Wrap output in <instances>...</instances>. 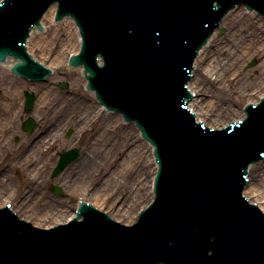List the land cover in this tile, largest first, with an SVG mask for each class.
<instances>
[{
    "label": "water",
    "instance_id": "95a60500",
    "mask_svg": "<svg viewBox=\"0 0 264 264\" xmlns=\"http://www.w3.org/2000/svg\"><path fill=\"white\" fill-rule=\"evenodd\" d=\"M54 1L58 17L76 18L83 38L71 62L83 63L101 102L134 120L156 147L155 202L130 228L88 204L83 221L49 231L0 209V264H264V212L241 194L247 166L264 156V102L244 126L221 131L196 124L187 108L198 50L231 8L244 3L264 14V0H5L0 61L18 56L15 71L46 75L24 41ZM33 100L26 94V109ZM242 129L254 132L235 135ZM77 156L67 151L53 174Z\"/></svg>",
    "mask_w": 264,
    "mask_h": 264
},
{
    "label": "bare ground",
    "instance_id": "6f19581e",
    "mask_svg": "<svg viewBox=\"0 0 264 264\" xmlns=\"http://www.w3.org/2000/svg\"><path fill=\"white\" fill-rule=\"evenodd\" d=\"M235 11H237L238 17H240L242 16V12H245V8L241 7L239 9H235ZM54 13L55 5H52L41 20L42 25H44L45 28L51 24L55 25L56 29L53 31L52 35L47 39L45 38L44 34H40L41 36L39 39L36 42L31 43L33 35L36 31L34 30L27 42V51L34 53L35 50H40L38 59H40V62L44 63L46 66H51L52 69H56L57 67L67 63L69 55L75 54L80 46V37L73 21L70 19H64L61 22L53 24ZM46 20L48 21V25H46ZM223 21L221 22L219 28H221ZM60 33L64 35V39L62 40H60L58 35ZM239 33V37L233 39ZM56 42H61V48L55 53L52 46ZM209 47L210 46L203 47L194 62L196 69L201 67L203 64L205 81L200 85L194 86L192 77L188 84V87L192 89V92L195 94L194 98L190 101L189 106L190 108H193L196 119H203L201 115L204 114L203 112L206 110L205 106L203 107V100H205L207 96L215 99L207 103L208 108H214L216 112L221 111V105H223L221 102L226 100L224 85L225 80L228 81V79L231 78L229 90L235 91L236 85H234V81L239 77V73L237 72L239 71L237 70L238 67L249 57L264 52V19L255 15L254 12L248 13L246 18H242L238 24H236L233 30L230 31V33L215 42L213 50L216 48L218 50L222 49L226 51V57L224 61L215 57H210V53L213 50H208ZM12 62L13 61L9 59L8 64L6 62L1 64V66L3 65L4 67L8 68ZM47 79L40 83H31L28 85V88L31 89L30 91H32L33 88L39 89V86L47 81ZM81 79L83 78L78 75L73 77L71 81H73L75 84H79ZM83 83H85L84 79ZM263 84L264 83L256 84L254 93L264 89ZM212 87H214V89H212ZM41 88L40 90L42 91H40L37 95L33 104V110L31 112V114L38 121L39 124H37V126L40 125L41 132H39L35 138L30 140L29 145L26 147V151L19 157L21 164L27 166V170L29 171L31 169H34L35 171L37 170V160H33V154L44 148H51L54 142L58 139L61 129L67 125L75 128L79 127V123L83 121L85 123L87 122L88 124L96 123L98 118L101 116V112L103 111V108L96 102L91 104V102H88V100L86 102L84 99L79 100L69 95H63V92H60L55 87L42 86ZM89 95L92 96V92H90ZM12 96H16L15 93H13ZM12 96L9 97L8 102L4 103V109L5 111L6 109H12V111L9 112L8 118L15 119L20 114V103L23 102V98H16ZM16 102H18V104H16ZM71 116L72 119L69 123H67L69 117ZM117 120H121L120 114L107 112L103 119V121L106 123L107 130L116 128V126H118ZM1 121L2 120H0V122ZM2 125L3 124L0 123V127ZM208 125L210 124L208 123ZM132 127L134 126L131 123L124 126L127 134L123 142L126 144L125 148H128L126 150L122 148V146L114 148L113 157L108 160L105 156V152L111 150V145L114 142L113 138H100L103 135L102 132L99 134L100 137L94 134L95 136L91 138V145L81 155H79L78 158L68 168H65L59 173V182L66 185L65 187L73 186L77 189V191L87 188L92 179H94L92 174L93 168L97 164L105 163L108 165V162L110 163L116 160L117 155H120L121 159L117 161L116 167L111 170L105 180L102 181V184L92 190L91 195L94 196V198L93 203L91 204H95L96 207H99L97 204L101 202L102 197H109V195H112L113 201H117L118 195L117 193H114L117 190L115 184L118 182L120 183V181L127 177L131 171L135 170L134 179L129 181V183L131 182V184H129L130 187L127 195L129 197L127 200H122L120 202L117 201L122 212L130 213V200H139V203H141L140 199L146 198L147 188L149 189V187H151L152 177L156 171V168H154L153 175L151 176L148 174L149 166L154 164L153 155L151 153L152 147L149 145V143L139 138L140 136L138 130L136 131V137L130 136L131 133L134 134ZM144 170V177L140 178V175ZM262 176L263 177L261 180H259L256 184L249 181L247 186L244 188L243 193L247 194L248 196L255 197V201L257 204H259L264 212V195L260 193V183L264 182V174ZM32 178H35V174H32ZM7 181L9 182V180ZM7 181L2 179L0 180L1 189L5 188ZM33 186L36 187V183ZM34 187L32 191L31 189H28L30 191L26 192V195L23 194L24 192L21 193V197L23 200L29 199V202L33 205L41 206L40 199L38 195H36V190ZM247 191H249V193H247ZM14 194L15 193H13L10 198H6L11 199L14 197ZM81 199H83V197H81ZM6 201L7 200L4 202ZM4 202L0 201V205H4ZM44 207L50 211V215L55 219V222H65L75 215L74 209L72 206H70V204L67 206L63 203H59L58 205H51L50 203H47L44 205ZM126 207H128V209H126ZM99 208L101 209V207ZM137 208H135V210ZM13 210L17 214L20 213L18 211V205L16 208H13ZM131 211L133 213L131 212V215L128 214V217L130 219L134 217L136 218L137 211L134 212L132 209ZM20 217L27 218L28 221L32 222L30 215L29 218L20 213ZM43 219L44 218L39 217L32 223L33 225H42L48 223L47 220Z\"/></svg>",
    "mask_w": 264,
    "mask_h": 264
},
{
    "label": "rangeland",
    "instance_id": "374dc122",
    "mask_svg": "<svg viewBox=\"0 0 264 264\" xmlns=\"http://www.w3.org/2000/svg\"><path fill=\"white\" fill-rule=\"evenodd\" d=\"M239 8L241 7H238L236 9ZM248 13L249 12L245 10V12H242V16L238 17L237 11H235V9L231 10L228 15H226L221 25V27L223 28V32L216 31V33H214L209 39L207 47H210L208 50H213L215 42L230 33V31L233 30V28L242 18H246ZM46 25H48L47 20ZM55 29V25L51 24L46 27L44 33L35 32L31 43L36 42L41 36L40 34H44L45 38L48 39ZM58 35L60 40L64 39L63 34L60 33ZM239 35L240 33L235 37L233 36L234 38H232L236 39L239 37ZM52 47L55 53L58 52V50L61 48V42H56ZM39 53L40 50H35L33 53L37 59L39 57ZM210 57H215L219 60L224 61L226 57V51L222 49L218 50L215 48V50L211 51ZM252 61H254V64L251 65ZM203 67L204 66L202 64L201 67L196 69V66L194 65V70L192 71L194 86L200 85L205 81V72L203 71ZM52 70V77H48L47 81L39 86L40 88L42 86L55 87L60 92H63V95H69L79 100L84 99L86 102L88 100V102L90 101L91 104L95 102L94 98L85 90L83 79H81V82L79 84H75L73 81H71L73 77H76L78 75L83 78L80 72V68H71L69 65H67V63H65L64 65ZM237 70H239L237 71L239 73V77L234 81V85H236L235 91L229 90V85H231V78H229L228 81L225 80L224 82L226 100L221 102L223 103V105H221V111L216 112L214 108H208L207 103L211 100H215L214 98H210L209 96H207L206 99L203 100V107L205 106L206 110H204V114H202L201 117H203L204 122H206L207 125L208 123L210 124L208 125L210 127H222L233 120L241 118L243 115V106L249 101L258 100L259 97L264 93V89H261L259 90V92L254 93L256 89L255 85L258 83H264V52L249 57L238 67ZM60 83H65L66 87H60ZM29 84L31 83L11 74L8 68L0 66V120L3 121L0 122L3 124L0 127V180H9V182L7 181V185L5 186V188H0V201L4 202L5 200H7L4 203H10L13 208H16V206L18 205V211L26 217H29L30 215L31 218H29L32 220V222L39 217L44 218L43 220H47L48 223L35 226L46 228L50 227L52 224H57V222H55V219L51 217L50 211L46 207H44L45 204L50 203L51 205H58L59 203H63L67 206L70 204V206L75 209L77 202L81 197H83L84 201H92L91 203H93L94 196L91 195L92 190L102 184V181L105 180L111 170L116 167L117 161L121 159V156L117 155L116 160L110 163L108 162V165H106L105 163L97 164L93 168L92 174L94 179H92L89 186H87V188H83L80 191H77V189L73 186L65 187L66 185L59 182V173L65 168H68L76 159L67 164L57 174L52 175L53 167L55 166L58 157L64 151L71 148H77L79 154L81 155L91 145V138L95 135L100 137L99 134L102 132L103 135L100 138L112 137L114 140L113 144L111 145V150L105 152V156L108 160L113 157L114 148H117L118 146H122V148H124L125 150L128 148H125L126 144H124L123 142L127 134L124 126L127 124L122 120H117L118 126H116V128L112 130H107L106 123L103 121L107 111L103 110L96 123L88 124L87 122L85 123L83 121L80 122L79 127L76 128L67 125L63 129H61V133L58 139L54 142L51 148H44L33 154V160H37V170L35 171L34 169H31L29 171L27 170V166L21 164L19 157L26 151V147L29 145L30 140L35 138L39 134V132H41V128L40 125L37 126V124L39 123L31 114L33 108L30 111L24 109V92L33 93V95L37 97L39 92L42 91L40 90V88H33L32 91H30L31 89L28 88ZM212 89H214V87H212ZM13 93H15L16 96H12ZM11 96L16 98H23V102L20 103V114L15 119L8 118L9 112H11L12 109H6V111L4 109V103L8 102V99ZM16 104H18V102H16ZM29 116L34 119L35 126L33 130L29 134H27L22 130V123ZM71 119L72 116L69 117L67 123H69ZM132 128L134 130V134L131 133L130 136L136 137L137 129L135 127ZM155 166V163L149 166V175H153ZM32 174H35V178H32ZM144 174L145 170L140 175V178H143ZM263 174L264 160L253 165L250 168L249 181L256 184L259 180H261ZM134 176L135 170L131 171L127 177L120 181V183L118 182L115 184L117 190L114 193H117L118 195V202L127 200V198L129 197L127 196L130 187L129 184H131V182L129 183V181L134 179ZM35 183L36 187L33 186ZM260 184V193L264 195V182H261ZM55 186L61 189V194H55L53 192V188ZM33 187L36 190V195H38L40 199L41 206L33 205L29 202V199L23 200L21 197V193L24 192L23 194L26 195V192L30 191L28 189H31L32 191ZM13 193H15L14 197H12L11 199L6 198H10ZM151 193V187H149V189L147 188L146 198H143L144 200L142 198L140 199L141 203H139V200H130V213L122 212L120 210L119 203L117 201H113L112 195H109V197H102L101 202L97 205L101 207V209L99 208L100 210H105V212L109 215H112V218H114L115 220H120L121 223L130 225L131 222H134L136 220L135 217L131 219L128 217V214L131 215L133 213L131 209L134 212L137 211L138 213L141 208H144L150 202L152 197ZM247 193H249V191H247ZM245 196L248 195L245 194ZM248 197L250 201H255V197ZM135 208L137 209L135 210ZM126 209H128V207H126Z\"/></svg>",
    "mask_w": 264,
    "mask_h": 264
},
{
    "label": "snow or ice",
    "instance_id": "6c2138e0",
    "mask_svg": "<svg viewBox=\"0 0 264 264\" xmlns=\"http://www.w3.org/2000/svg\"><path fill=\"white\" fill-rule=\"evenodd\" d=\"M0 2H2V0H0Z\"/></svg>",
    "mask_w": 264,
    "mask_h": 264
}]
</instances>
